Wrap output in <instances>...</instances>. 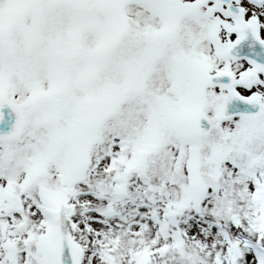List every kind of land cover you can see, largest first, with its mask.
Masks as SVG:
<instances>
[{
    "label": "snow or ice",
    "instance_id": "obj_1",
    "mask_svg": "<svg viewBox=\"0 0 264 264\" xmlns=\"http://www.w3.org/2000/svg\"><path fill=\"white\" fill-rule=\"evenodd\" d=\"M0 264H264V0H0Z\"/></svg>",
    "mask_w": 264,
    "mask_h": 264
}]
</instances>
